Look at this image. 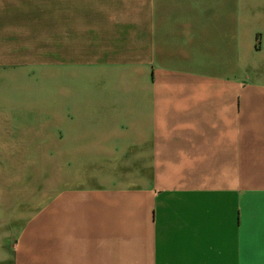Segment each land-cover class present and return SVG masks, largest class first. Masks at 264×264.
<instances>
[{"label": "crops", "instance_id": "obj_1", "mask_svg": "<svg viewBox=\"0 0 264 264\" xmlns=\"http://www.w3.org/2000/svg\"><path fill=\"white\" fill-rule=\"evenodd\" d=\"M49 66L52 199L0 264H264V0H0V78Z\"/></svg>", "mask_w": 264, "mask_h": 264}, {"label": "rangeland", "instance_id": "obj_2", "mask_svg": "<svg viewBox=\"0 0 264 264\" xmlns=\"http://www.w3.org/2000/svg\"><path fill=\"white\" fill-rule=\"evenodd\" d=\"M28 71L29 75L26 77L14 76L12 72H9L0 78V112L22 107L23 114L28 113L23 119L30 121L22 120L26 130L20 132L11 129L10 133L14 140L22 139L28 144L24 148L12 150L13 160L6 159L2 153L3 150L0 149V235L2 236L10 232L15 233V225H12V221L20 220L21 216H30L33 211H37L51 201L54 190L52 148L40 145L39 140L43 138L45 132L37 129L44 125L47 128L48 125L51 126V118H46L45 114L51 110L52 105V68L51 66L45 69L30 68ZM12 120L21 121V118H12ZM13 121L12 124H15ZM29 124H31L30 128ZM25 133L28 135L27 138H23ZM66 169L68 171V168ZM107 171L115 176L120 174L115 166H108ZM90 172L87 167V175ZM87 175L84 174L82 179L73 186L62 183L61 191H68L71 188H88L92 184V179ZM41 177L43 179H40ZM25 190L28 194L21 196ZM57 191H59L58 188ZM2 236L0 239H3L4 236Z\"/></svg>", "mask_w": 264, "mask_h": 264}]
</instances>
